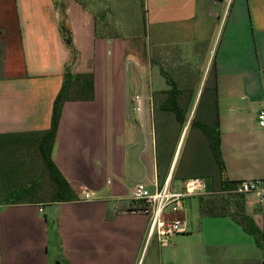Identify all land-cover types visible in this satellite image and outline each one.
<instances>
[{
  "label": "crops",
  "instance_id": "0c3cea01",
  "mask_svg": "<svg viewBox=\"0 0 264 264\" xmlns=\"http://www.w3.org/2000/svg\"><path fill=\"white\" fill-rule=\"evenodd\" d=\"M203 70L227 180L263 179L264 0H0V135L48 130L67 71L95 80L93 100L64 104L51 154L71 185L70 201H52V186L42 201L37 192L15 201L7 153L35 146L27 137L2 144L0 264H218L237 252L213 241L215 223L225 219L228 232L249 233L247 226L207 212L202 197L187 198L198 223L185 203L187 231L166 247L149 240L150 217L132 212L137 182L154 192L169 180L178 192L187 178L176 170L179 147L173 159L158 149V126L173 116H149L146 106L173 86L196 88ZM244 211L261 232L254 204Z\"/></svg>",
  "mask_w": 264,
  "mask_h": 264
},
{
  "label": "rangeland",
  "instance_id": "374dc122",
  "mask_svg": "<svg viewBox=\"0 0 264 264\" xmlns=\"http://www.w3.org/2000/svg\"><path fill=\"white\" fill-rule=\"evenodd\" d=\"M142 28V23H140L136 29H138L141 33ZM134 62L135 61L132 58L130 61H128L127 67L129 70L134 68ZM204 73L205 70L202 71L199 81L195 84L192 83V86L197 84L196 88L183 89L186 92L185 98L190 97V102L192 101L191 108L190 110L188 109V116H186L187 120L184 124L185 128L183 133V126L177 122L175 115L168 112H163L160 109V103L166 97V94L164 93L165 91L154 94L152 97V104H148L146 109L149 110V116H159L160 118L162 116L163 118H166V116H173V120L169 118V120L161 122L163 123V126H158V149L161 151V153H163V155L171 159L172 153L177 149V147H179L180 160L177 167L178 175H203V178H205L210 183H208L209 189L213 192H217L221 190L220 186L214 178L207 175L210 168L209 149H206L203 160L200 158V155L194 154L195 152H201L200 147H198L199 142L201 139H205L204 132L202 129H200V125L201 123L209 124V115L214 114L213 108L210 109L208 107L209 105L211 107L213 106L210 104L212 99L210 90L208 89L210 84L207 79L208 74L204 76ZM198 92L199 96L197 98ZM195 102L196 107L194 108ZM210 123L212 124L213 120H211ZM181 133L182 136L179 140ZM34 150L35 147L31 145L26 146L20 144V146H17V149L15 148L14 151L11 150L8 152L7 160L5 161L6 174H13V188L15 191L19 190L20 192L23 188H28L29 186L33 185V183H36L39 184V186H37V192L39 195L50 197L48 191H50L51 185L49 183L48 176L43 170L40 157L35 154ZM195 155L197 157L196 163L192 160ZM165 176L166 174L164 172L161 173L160 181H165ZM18 195H20V193L16 194L17 197ZM4 198H6V194L0 195V199L4 200ZM204 200L206 201V209H211L210 212L231 215L238 221L243 222L249 230L253 227L248 217H246L244 210L248 203L254 204V208L261 215L263 226L262 231L257 236L258 238L247 233L246 231L238 230L228 232L229 223L224 221L225 219H219L222 223L215 224H220L219 227L221 228L219 229L218 233L213 234V241L228 242L232 244V247H238L237 252H233L228 255L229 259L225 260L221 257L218 264H264V203L257 204L256 200L252 199V197L248 195L241 197L240 195L224 196L220 194H213ZM193 202L198 203L199 199L197 198L193 200ZM185 203H187L186 209L188 219L194 221L196 219V222L198 223L201 215H197L195 211V204L191 203V199H186Z\"/></svg>",
  "mask_w": 264,
  "mask_h": 264
},
{
  "label": "trees",
  "instance_id": "16d2710c",
  "mask_svg": "<svg viewBox=\"0 0 264 264\" xmlns=\"http://www.w3.org/2000/svg\"><path fill=\"white\" fill-rule=\"evenodd\" d=\"M62 30L66 34L65 42L72 51L73 60H75L77 58V52L75 48L72 46V36H71L70 27L63 26ZM164 93L166 94V97L160 103V109L163 112H168L175 115L177 122L183 126L182 127V133H183L185 128L184 124L187 120L186 116H188V112L191 108L192 101L190 102L191 100L190 97L185 98L186 92L183 89L176 88L175 86L165 91ZM94 95H95V80H94V75L92 73L72 74L67 71L64 76V83L62 89L57 95L53 104L51 126L48 130L43 132L18 134V135H10V136L0 135V147H1L0 149L4 148L2 144L4 145V143L5 144L10 143L11 140H15V139L16 141H18L19 139L21 140L27 137L29 138L28 140L34 142V146H35L34 152L36 155H38V157H40L43 165V170L47 174L49 183L52 186V190H53V192H51V197L53 198L52 201H70L72 196V189L70 183L62 175V173L59 171L58 167L51 158L52 150L56 142V136L63 111V106L67 101L93 100ZM212 106L213 107L209 105L208 107L210 109L213 108L214 111V114L209 115L210 121L213 120V123L203 124L200 126V128L204 132L205 139H201V141L199 142L198 147H200L201 152L199 153L195 152L194 154L200 155V158L203 160L205 157V155L203 156V154L206 153L207 148L209 149L210 168L208 170L209 172L207 175L209 177L214 178L221 189H226L232 187L234 184L229 182L226 178V168L220 148L221 145L220 133L216 129L218 123L217 104ZM182 133L179 136V140L182 136ZM175 153L176 150L172 153L171 159L174 158ZM196 155L192 159L195 163L197 162ZM191 177H203V175H198V174L187 175V178L185 180ZM163 184H164V180L161 181L160 185L163 186ZM37 186H39V184L33 183V185H31L28 188H23L20 192L19 190L18 191L14 190L12 195L13 197L16 198L15 201L17 199H21V197H23V195L25 194L34 195L35 197L37 195L36 194L38 188ZM18 193H20V195H18L17 197L16 194ZM240 196L243 197L244 195H240ZM37 198L41 199L39 201H42L44 197L40 196ZM206 198L207 197H202V200ZM206 210L207 212L211 211V209L210 210L206 209ZM249 221L251 222L253 228H251L250 230L247 228V231L252 235H254L256 238H258L257 236L260 233L259 229L255 225L253 220L249 219Z\"/></svg>",
  "mask_w": 264,
  "mask_h": 264
},
{
  "label": "built area",
  "instance_id": "2783aa9c",
  "mask_svg": "<svg viewBox=\"0 0 264 264\" xmlns=\"http://www.w3.org/2000/svg\"><path fill=\"white\" fill-rule=\"evenodd\" d=\"M230 0H228L229 2ZM258 126L264 129V108L257 115ZM244 195L253 196L259 203L264 201V178L244 180L232 187L213 192L208 181L203 177H191L183 182L180 191H172L169 180L163 188L152 192L145 181H139L133 189L136 206L132 212L150 217L148 237H157L161 246H168L173 236L187 231V220L183 216L185 201L192 197H209L210 195ZM86 200L90 195L85 196Z\"/></svg>",
  "mask_w": 264,
  "mask_h": 264
},
{
  "label": "water",
  "instance_id": "95a60500",
  "mask_svg": "<svg viewBox=\"0 0 264 264\" xmlns=\"http://www.w3.org/2000/svg\"><path fill=\"white\" fill-rule=\"evenodd\" d=\"M198 96H199V94H198ZM196 107V102H195V104H194V108ZM194 108H193V110H194ZM193 112V111H192ZM179 152V150L177 151V153ZM176 156H177V154H176ZM176 156H175V158H176Z\"/></svg>",
  "mask_w": 264,
  "mask_h": 264
}]
</instances>
